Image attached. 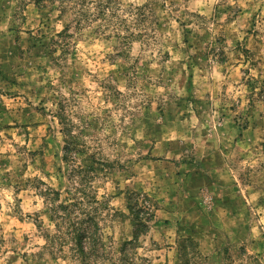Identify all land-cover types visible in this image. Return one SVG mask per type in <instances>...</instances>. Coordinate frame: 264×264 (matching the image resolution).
Listing matches in <instances>:
<instances>
[{
  "label": "rangeland",
  "instance_id": "374dc122",
  "mask_svg": "<svg viewBox=\"0 0 264 264\" xmlns=\"http://www.w3.org/2000/svg\"><path fill=\"white\" fill-rule=\"evenodd\" d=\"M86 166L87 264H264V0H0V264H85Z\"/></svg>",
  "mask_w": 264,
  "mask_h": 264
},
{
  "label": "trees",
  "instance_id": "16d2710c",
  "mask_svg": "<svg viewBox=\"0 0 264 264\" xmlns=\"http://www.w3.org/2000/svg\"><path fill=\"white\" fill-rule=\"evenodd\" d=\"M76 145V139L71 138L70 144L65 148V161L72 159L74 152L77 151ZM93 171V166L75 169L81 176L79 181H75V196L66 203L55 204L59 198V195L55 194V198L52 199L55 205L50 210L51 220L55 222L57 232L60 234L58 238L56 236V240L60 244L73 242V248L83 257L82 262L85 264L93 257V252L99 250L98 216L106 205L98 202L96 192L92 190L93 181L90 174ZM146 230L145 226L143 231ZM138 237V232H135L134 239L137 240Z\"/></svg>",
  "mask_w": 264,
  "mask_h": 264
}]
</instances>
